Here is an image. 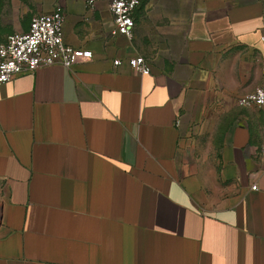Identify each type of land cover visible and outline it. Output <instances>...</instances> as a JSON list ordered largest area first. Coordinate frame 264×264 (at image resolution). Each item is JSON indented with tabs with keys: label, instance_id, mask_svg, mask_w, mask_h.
I'll return each mask as SVG.
<instances>
[{
	"label": "crops",
	"instance_id": "obj_1",
	"mask_svg": "<svg viewBox=\"0 0 264 264\" xmlns=\"http://www.w3.org/2000/svg\"><path fill=\"white\" fill-rule=\"evenodd\" d=\"M30 1L93 56L0 84V264H264V0Z\"/></svg>",
	"mask_w": 264,
	"mask_h": 264
},
{
	"label": "built area",
	"instance_id": "obj_2",
	"mask_svg": "<svg viewBox=\"0 0 264 264\" xmlns=\"http://www.w3.org/2000/svg\"><path fill=\"white\" fill-rule=\"evenodd\" d=\"M88 1L90 4L94 2ZM141 2L142 0H111L110 10L114 20L112 34L133 36L134 11ZM65 17L61 6L39 12L31 17L27 29L13 31L0 42V84L11 80L19 73L33 71L40 66L60 63L72 68L76 63L92 58L93 52L90 48L74 46L65 41ZM260 38L264 50V30ZM126 61L136 72L141 74L151 72L149 61L143 54L128 56ZM120 62L122 59H114L115 64ZM261 74V83L254 90L239 96L238 104L264 108V58ZM260 153L264 155V136L260 144ZM252 188L257 189V185L253 184Z\"/></svg>",
	"mask_w": 264,
	"mask_h": 264
},
{
	"label": "rangeland",
	"instance_id": "obj_3",
	"mask_svg": "<svg viewBox=\"0 0 264 264\" xmlns=\"http://www.w3.org/2000/svg\"><path fill=\"white\" fill-rule=\"evenodd\" d=\"M0 6H3L6 12L14 8L15 20H19L21 25H25L34 12V6L30 0H0Z\"/></svg>",
	"mask_w": 264,
	"mask_h": 264
}]
</instances>
